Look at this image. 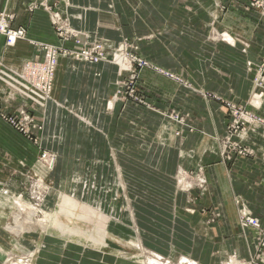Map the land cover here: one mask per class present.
<instances>
[{
  "label": "crops",
  "instance_id": "1",
  "mask_svg": "<svg viewBox=\"0 0 264 264\" xmlns=\"http://www.w3.org/2000/svg\"><path fill=\"white\" fill-rule=\"evenodd\" d=\"M41 2L0 0V10L13 17L11 27L26 29V39L16 41L10 48L0 36V107L7 113L17 109L23 98L30 97L16 74L24 61L36 56L41 58L32 43L61 44L50 22V12L43 9ZM217 4L225 5L226 1L44 0L45 7L57 11L71 28L82 32L83 41L107 40L114 45L124 38L133 40L142 58L182 80L178 84L143 70L138 83L153 108L187 115L194 131H184L179 137L173 135L171 142V124L163 122L155 109H144L129 102L113 103L109 114L106 106L119 88L115 66L108 63L90 66L63 56L59 57L54 73L52 100L44 110L39 107L32 112L37 124L43 121L42 133H33L35 137L40 135V147L64 144L58 146L59 159L81 160V173L89 174L91 169L90 173L96 174L97 180L102 175L110 180L121 173L110 160H128L123 162L128 168L124 172L129 182L136 184L137 176H145L146 190L153 194L165 192L167 197L173 190L170 175L176 168L204 167L211 203L220 215L217 223L205 233L208 240H212L208 253L217 247L221 254L235 253L246 258L249 252H255L248 246L255 232L238 227L239 205L234 204L233 197H240V206L247 208L264 227V138L258 134L247 139L250 146L259 150L254 157L223 159L219 154V141L225 135L228 120L214 98L240 104L246 101L252 78L247 62L260 60L264 23H249L232 11L222 13L216 8ZM214 18H217V30L239 36L249 42L250 47L243 52V45L234 41V46L208 41L206 35ZM6 94L14 100H4ZM261 111L264 113V105ZM138 126L143 128V138L138 135ZM154 134H160L163 140L157 141L158 135L153 137ZM140 143H143V151L138 150ZM36 149L0 119V172L4 173V167H7L5 172L10 173L16 166L30 164L37 155ZM141 159L144 161H138ZM104 161L109 162V167ZM142 166L146 170H138ZM58 170L69 175L62 167H57L56 172ZM154 204L149 207L158 211ZM161 206L163 215L159 221L168 225L173 217L169 214V205L162 202ZM175 219L176 236L182 238V233L186 232L181 230L182 220ZM262 243L261 252L257 254L262 253L259 259L264 261V239ZM175 245L189 250L184 242ZM43 254L46 256V252ZM45 262L53 264L51 260Z\"/></svg>",
  "mask_w": 264,
  "mask_h": 264
},
{
  "label": "rangeland",
  "instance_id": "2",
  "mask_svg": "<svg viewBox=\"0 0 264 264\" xmlns=\"http://www.w3.org/2000/svg\"><path fill=\"white\" fill-rule=\"evenodd\" d=\"M225 1V5H216V8L222 13L232 11L238 16H242L243 20L245 19L249 23H264V0ZM40 5L47 13L50 12V22L61 44L53 46L32 43L36 52L40 54L38 57L40 56L41 58L36 56L34 57L35 59L24 61L19 74H16L26 86L30 97L23 98L21 105L11 113L4 112L0 107V114L4 117L3 119L0 116V119L37 148V155L30 164L16 166L10 173L5 172L7 167H4V173L0 172V198L2 201V204H0V228L3 233L0 232V244H4L13 252V256L7 255L9 258L5 257L4 261L0 259V264H15L22 259L21 257H24L21 252L28 253L36 250L38 252L35 256L40 255L42 261L51 260L53 264H102L101 261L93 260L88 253L89 257L80 252L67 256L66 250L60 248L64 241L72 245L81 244L84 248L91 250H95L96 244H99L106 247V250L109 251L137 255L138 262L134 256H128L130 258L129 261L133 264H143L144 261H148L146 258H149L141 253L138 245L143 250L156 256L158 262L167 264H184V259L191 262V264H264V261L259 259L262 253L260 255L257 254L262 249L264 227L260 226L259 221L258 228H253L245 222L247 218L255 220L257 218L253 217L247 208L240 206V197H233L234 204L239 205L237 225L240 230L250 229L255 232L251 245H248L249 249L253 247L255 252L252 250L251 253H248V257L242 258L235 253L221 254L216 249L217 247H213L208 253L209 244L212 240H208V236L205 233L207 229H211L217 223L220 215L217 212V208L211 203V194L208 190V175L204 167L193 170H186L182 167L176 168L175 172L170 175L173 190L167 197L165 192L153 194L154 192H151V190H146L147 185L144 184L145 176H137L136 184H133L132 181L129 182L128 175L124 172L128 168L123 162H128V160H110L113 165L115 164V170H120L121 173L119 175L115 174L110 180L106 179L107 176L104 175L99 178L100 180H97L96 174L90 173L93 171L91 169H89V174L81 173V160L59 159L58 146L63 147L64 144H53L54 148L47 145L45 148L40 147L38 140L40 135L35 137L33 132L42 133L43 121L41 120L40 124H37L32 112L39 107L44 110L47 103L52 100L54 73L56 71L55 64L52 69L51 67L50 69L48 68L45 57L47 51L41 45L66 50V53L57 52L56 57L58 58L67 56L90 66L101 63L115 66L119 76L116 85L119 88L111 96L110 105L107 104L106 106L109 114L112 111V104L118 101L121 103L129 102L148 110L155 109L146 100V95L138 83L139 74L143 70L152 71L178 84L182 83V80H179L173 74L161 70L142 58L133 40L130 41L124 38L114 45L107 40L85 42L81 37L82 32L71 28L67 19H62V16L57 11L49 10V7L46 8L44 0H42ZM32 6L33 4L29 6L31 10ZM0 14L6 15L8 29L12 31L22 29V27L16 29L11 27L13 20L11 15L1 10ZM52 16L59 19V24H53ZM216 19L214 18L209 24L210 28L206 35L208 41L230 46L239 43L243 45V52L250 47L249 42L244 41L239 36L224 30H217L215 28ZM23 29L26 31L25 28ZM0 36L4 37L7 48L13 46L9 44L8 37L1 34ZM225 36H230L234 44L227 41L228 39ZM16 41L19 40L13 42L15 43ZM62 43H66L69 46H65ZM260 48V60L257 63L247 62V70L252 73V78L250 92L246 101L240 104L214 98L221 104V108L228 120L225 135L219 141V154H221L223 159L232 160L254 157L259 150L250 146L247 139L249 140L251 135L258 134H260L258 136L263 135L264 138V113L261 111L262 105H264V47ZM85 49L88 50L90 57L101 58L102 61L100 60L97 63L90 60L83 61L82 52ZM30 66L38 68L37 76L43 77V83L44 78L48 81L50 77L52 90L49 94L37 92L33 88L34 86L31 85L30 80H24L20 76L21 72ZM1 93L2 90L0 89ZM4 97V100L7 101L14 100V98H10L9 94L4 95ZM206 97L212 98L213 96L206 95ZM254 97H258L259 104L254 103ZM155 111L162 116L163 122L171 124L170 127L173 130V134L170 135L169 141L172 142L174 140L173 135L179 137L184 131H194V128L189 124L190 119L187 115L174 110L164 112L155 109ZM9 118L15 119L17 125H10L6 121ZM234 126H237L236 130H234ZM138 135L140 138L145 136L141 126H138ZM157 135V141H160L159 139L163 140L160 134ZM56 146L57 148H55ZM139 149L143 151V143L138 144ZM98 161L91 160V162ZM104 163L109 167V162L104 161ZM57 167H62L63 170L69 171V175L60 173V170L56 172ZM138 170H146V168L142 166ZM57 188H60L63 193L72 198L71 204L64 205L65 208L62 206L65 210H68L69 207L70 214L65 215L61 222H50L45 218L46 215L54 207H57V210L61 202L57 197L49 193V189L59 190ZM158 194L161 195L158 197ZM179 198L181 199L180 202H178ZM118 200L120 201V206L116 207ZM151 201L152 204L156 203L158 211L151 210L149 207V205L153 207ZM162 202L169 205V214L173 216L169 220L168 225L165 224L166 222L162 223L159 221L163 215L160 213ZM156 205L154 204V206ZM174 217L182 220L183 226L181 230L185 229L186 231L182 233V238H177L176 236L175 228L177 225ZM151 231L154 234L150 233ZM156 236L158 238H155ZM6 240L13 241L14 246L5 244ZM176 242L181 243V245L182 242L186 246L189 245V250L181 247L178 249L175 245ZM187 242L188 244H186ZM43 251L46 252L45 258L43 257Z\"/></svg>",
  "mask_w": 264,
  "mask_h": 264
},
{
  "label": "bare ground",
  "instance_id": "3",
  "mask_svg": "<svg viewBox=\"0 0 264 264\" xmlns=\"http://www.w3.org/2000/svg\"><path fill=\"white\" fill-rule=\"evenodd\" d=\"M225 37L228 39L227 41H230L231 44L233 43V39L230 36L229 37L225 36ZM14 39L15 38H13V41H14ZM54 59H55L54 62H55V67H56L58 65L59 58L55 56ZM83 61H84V59H83ZM85 61H87V60H85ZM97 62H99V60ZM97 62H95V63H97ZM119 62L121 63L120 60H119ZM253 99H254V103L259 104L258 97H254ZM57 189H59V188H57ZM49 193L51 195L57 197L60 200L61 203H60V206L58 207L57 210H56L57 207H54L52 209V211L48 215H46L45 218L48 219L50 222L51 221H59V222H61L65 215L70 214L69 207H68V210L67 209L65 210V209L62 208V206L66 205V204H71L72 198L69 195L63 193L61 191V189H59V190L49 189ZM18 203H21V202H18ZM0 204H2L1 198H0ZM64 208H65V206H64ZM5 244H7V245L10 244V245L14 246L13 241H10V240H6ZM96 246L97 247H96L95 250H91L89 248H87V249L84 248L81 244L72 245V244L68 243L67 241H64L60 248L65 249L66 250L65 252H68L67 254L69 256L74 255V253H76V252L77 253L80 252L81 254H86V255L88 253V254H90L91 258H93V260L101 261L102 264H104V263L133 264L131 261H129L130 258H128V256L129 257L130 256H134L135 259L137 258L136 260L138 262V256L137 255H129V254L127 255L126 253H123V252L109 251V250H106V247H104L103 245H99V244H96ZM138 248L141 250V253L144 254V256L149 257V258H146L148 261H144L143 264H146V263L147 264H167V263H164V262H158L156 256H154L152 253H150L148 251L143 250V248H141L140 245H138ZM37 252H38V250L31 251V252H28V253H22L21 252V255L24 256V257H21L22 259L17 261L15 264H49L48 262H43L42 261V257L40 255H38L39 256V259H38V256H35V254ZM12 253L13 252L10 251V249L7 248V246H4V244H0V259L2 261H4L5 257L9 258L7 255L13 256ZM139 256H141V255H139ZM184 264H191V262L186 261L184 259Z\"/></svg>",
  "mask_w": 264,
  "mask_h": 264
},
{
  "label": "built area",
  "instance_id": "4",
  "mask_svg": "<svg viewBox=\"0 0 264 264\" xmlns=\"http://www.w3.org/2000/svg\"><path fill=\"white\" fill-rule=\"evenodd\" d=\"M47 8V7H46ZM50 10V9H49ZM7 17L6 15L4 14H0V34L1 35H5L6 37L9 38V44L13 45V38L14 41L15 40H24L25 39V36H26V31L22 28L20 29H16L14 31L8 29V24H7ZM52 22L53 24H59V19L56 17H53L52 16ZM41 47L43 49H45L46 52V63H47V66L48 68L51 69L53 68L52 66L55 64L54 62V58L55 56H57V52H60V53H66V50H63L61 48H57V47H53V46H43L41 45ZM88 50L85 49V51L82 52V57L84 60H87V61H94V62H97L98 60H102L101 58H92L90 57L91 55L89 54V52H87ZM101 57V56H100ZM38 72V68H33L32 66L30 67H27L26 70H24L23 72H21V77L24 79V80H30L31 82V85H33L32 87L38 92H43L45 94H49L50 91H51V85H50V77H49V80H45L44 78V83H43V77H38L37 76V73ZM22 114V112H21ZM20 115V113H19ZM0 116L4 119L3 115L0 114ZM10 125L12 126H16L17 125V121L13 118H9L8 120H6ZM236 125H238V123H236ZM237 126H234V130H236ZM245 222L249 225H251L253 228H258V220L256 219H250V218H247L245 219ZM264 234V233H263Z\"/></svg>",
  "mask_w": 264,
  "mask_h": 264
}]
</instances>
